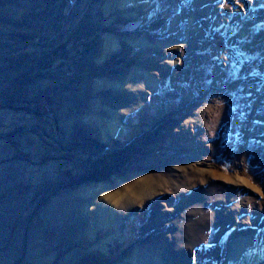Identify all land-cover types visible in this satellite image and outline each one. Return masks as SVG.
Segmentation results:
<instances>
[{
  "label": "rangeland",
  "instance_id": "obj_1",
  "mask_svg": "<svg viewBox=\"0 0 264 264\" xmlns=\"http://www.w3.org/2000/svg\"><path fill=\"white\" fill-rule=\"evenodd\" d=\"M145 3L0 0V264H264V0Z\"/></svg>",
  "mask_w": 264,
  "mask_h": 264
},
{
  "label": "bare ground",
  "instance_id": "obj_2",
  "mask_svg": "<svg viewBox=\"0 0 264 264\" xmlns=\"http://www.w3.org/2000/svg\"><path fill=\"white\" fill-rule=\"evenodd\" d=\"M149 0H120V3L123 5V6H125V7H130L132 4H135L136 5V7H143V8H145L146 7V5H147V3H145V2H148ZM261 42V41H260ZM155 43H157V42H155ZM122 44V41H120V39H115V41L114 42H111V44H110V46H113L112 48H113V50H115L116 49V47L118 46V45H121ZM131 45H133V47H135L136 49H138L140 46H143L144 45V43H142V41L141 40H138V41H135V42H131ZM156 46L158 45V43L157 44H155ZM154 45V46H155ZM160 45V44H159ZM162 45V44H161ZM164 46H166V47H171V46H173L172 45V43H170V44H163ZM191 47H194V43H191V45H190ZM143 71V70H142ZM142 71H140L139 70V74H142V76H143V79H145V81H144V83H145V85H149V86H156V87H158V84H159V82H158V79H155V78H152V77H150L149 75H145ZM158 82V83H157ZM138 86H140V84H138ZM98 120V119H97ZM109 123V122H108ZM114 129V127L112 126L111 128H110V133L112 134V135H114L115 133H119V132H117L116 130V132L113 130ZM184 168V167H183ZM235 180V179H234ZM149 181V180H148ZM135 187L137 188H139L138 190H139V193H136V198H139V197H143L144 195H142V194H144L145 192H148L149 190H152L153 191V189H155L156 187H155V185L154 184H151V182L149 183V182H147V184H144V182L143 181H136L135 182ZM175 187V189H177L178 190V188H177V186H174ZM134 188V187H133ZM135 188V189H136ZM146 189H148V191L146 190ZM151 191V192H152ZM175 191V190H174ZM147 194V193H146ZM124 193H121V192H116V193H113V195L110 197V196H108V199L110 200V201H114L113 203L117 206H120L121 205V203L123 202V200H125V197H124ZM145 197V196H144ZM124 203V202H123ZM101 205L102 206H104L102 203H101ZM125 205H127V203H125ZM124 205V206H125ZM117 208V207H116ZM251 247V245H250V243H249V241H245V242H241V245H240V247H239V249L237 250V249H233V251H231L230 252V256H229V260H228V262H230L232 259H233V257H234V259H235V264H243V260L245 259H242V258H240V263H239V261L237 260V259H239V257L241 256V255H243L244 256V252L246 251L247 252V249H249ZM254 252V255H253V261H256L257 259H258V257H261V254L263 255V253H261V252H258V249L257 250H255V251H253Z\"/></svg>",
  "mask_w": 264,
  "mask_h": 264
}]
</instances>
